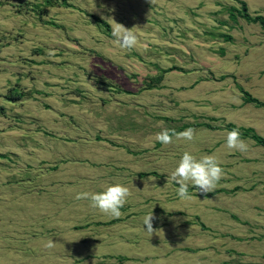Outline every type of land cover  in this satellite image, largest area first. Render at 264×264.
I'll use <instances>...</instances> for the list:
<instances>
[{
	"label": "rangeland",
	"instance_id": "obj_1",
	"mask_svg": "<svg viewBox=\"0 0 264 264\" xmlns=\"http://www.w3.org/2000/svg\"><path fill=\"white\" fill-rule=\"evenodd\" d=\"M240 1L264 16V0H0V264H264V146L241 136L246 152L225 147L228 123L264 136V107L238 88L264 101V29L235 20ZM91 15L135 27L137 45L122 49ZM165 128L195 140L164 145ZM88 144L109 149L105 164ZM185 151L218 159L220 192L189 183L192 199L179 198L170 174ZM128 152L133 163L120 161ZM74 157L87 171L146 175L133 224L113 226L135 230L115 257H83L98 246L89 219L111 221L59 197Z\"/></svg>",
	"mask_w": 264,
	"mask_h": 264
},
{
	"label": "clouds",
	"instance_id": "obj_2",
	"mask_svg": "<svg viewBox=\"0 0 264 264\" xmlns=\"http://www.w3.org/2000/svg\"><path fill=\"white\" fill-rule=\"evenodd\" d=\"M154 2V0H151ZM107 23L112 27V35L116 38L117 43L122 49H131L137 45V35L132 29L126 28L124 25L116 22L112 18L105 17ZM49 55H55L50 52ZM177 140L194 141L195 130L188 128L182 132H176L174 129L165 128L163 131L156 133L155 139L164 145H169L173 142V138ZM225 147L230 151L246 152L248 145L241 139V133L238 129H233L226 134ZM224 170L220 166V162L214 155H204L197 158L188 151L182 154L177 166L170 174V179L179 187L176 189L177 195L181 200H191L189 194V183L198 188L201 193L212 192L218 182L223 178ZM131 195L130 189L119 182L109 185H102V191L99 192H80L77 193L76 199L90 200V206L98 209L101 213L119 218L121 208L127 202V198ZM154 216L152 213L143 218V224L146 226V231L153 234L157 231L153 227ZM55 242L49 240L44 247L53 248Z\"/></svg>",
	"mask_w": 264,
	"mask_h": 264
},
{
	"label": "crops",
	"instance_id": "obj_3",
	"mask_svg": "<svg viewBox=\"0 0 264 264\" xmlns=\"http://www.w3.org/2000/svg\"><path fill=\"white\" fill-rule=\"evenodd\" d=\"M111 147L113 148H119V146H114L110 143H108ZM87 150L89 152H96L95 155H92L94 158L100 159L104 164L107 162L106 158L108 156H111V153H108V148H103L100 146H92L90 147L89 144L87 145ZM126 152V151H125ZM127 153V152H126ZM128 154H130L132 156V158H123L120 161L128 163V162H132L134 161V156L136 154L132 153V152H128ZM74 155V154H73ZM76 157L73 158L72 162L74 163L73 166V171L70 173V175H68L67 173H63L62 175V179L64 180V184L65 186H63L62 191H60L58 194H60L59 197L63 198V199H69L71 201H68L70 205L76 206V202H78L79 204H82V202H80L83 199H76V195L77 193L80 192H99L102 191V185H108V183H113L112 181H116L119 182L121 184H123L124 186H127L130 189L131 195L129 196V198H127V202L124 205V207L121 208V212L125 213L124 216H120L119 218L113 217L111 215H107L108 217L106 219H108V221L111 222H107L105 224H102L101 222H98L99 220H90L87 221L89 223H86L85 226V232L86 234L89 236H92V241L97 243V247L93 250H87L84 253H92V254H85L83 257L84 259H89L90 257L93 258H97L100 257L102 258L104 255L107 256V258H109L108 256H110V258L115 257V255L113 254H108V253H113L115 251H117L116 253H118V246L115 245L114 243L118 241V239L120 238V234L123 238H127V234L130 233L131 235H134L135 230H125L124 232L127 233H120L119 228L113 229V226H117L118 224L121 223V225L125 224L127 226H131L133 223L132 222H128L129 218L131 216H133V214L131 212H129V210H133L134 207L133 205H131L129 202H141L142 201V194L144 195V193H146L145 191H142L141 188H143L145 186V182L142 179L144 176L146 175H142L140 173L142 172H136V174H131V172L127 173L130 175H120L119 170H117V172H93V171H87L86 169H83L81 166L80 160L75 159ZM117 165L119 167H121L123 165V163H119L117 162ZM121 165V166H120ZM94 167V165H93ZM135 172V171H133ZM144 172V171H143ZM35 177H32L31 180H34ZM30 180V182H31ZM29 182V183H30ZM61 183V182H60ZM35 184L34 182H31V185ZM60 185H58L59 187ZM146 187H150V183H146ZM57 188V187H56ZM55 188V189H56ZM53 187H50L49 191L52 190ZM139 189V190H138ZM53 193V192H52ZM64 196H63V195ZM66 197V198H65ZM48 199V197L45 198V200ZM60 199V198H58ZM46 202H48L46 200ZM53 208V207H52ZM54 209V208H53ZM76 209V208H75ZM94 210H98V209H94ZM103 227H106V229H103ZM87 236L82 239V240H86ZM89 243V242H88ZM110 244L107 246V244ZM103 244L106 245V247L103 249ZM112 248L111 250L107 251V249ZM123 256V255H121ZM82 262V261H81ZM103 264V263H101Z\"/></svg>",
	"mask_w": 264,
	"mask_h": 264
},
{
	"label": "trees",
	"instance_id": "obj_4",
	"mask_svg": "<svg viewBox=\"0 0 264 264\" xmlns=\"http://www.w3.org/2000/svg\"><path fill=\"white\" fill-rule=\"evenodd\" d=\"M229 9H233V6H230L228 8V10ZM236 10H237V12L234 13L235 20L237 19V16H240V17L244 18L247 22L258 23L264 29V16L263 15H260V14H256L254 16H251L248 13V11H247V4L244 1H240V7L239 8L236 7ZM91 17L94 19L95 22H97L98 24L103 25L106 28V31L109 33L110 26H109V24L107 22H105L104 20H102L99 17L94 16V15H91ZM227 35L229 36V39H231V35H229V34H227ZM172 69H175V67H170L168 69H163V70L160 71L159 74L150 77L149 78V81L145 83L146 84V88H150L151 86L160 83L161 80H162V78H163V73L164 72H167V71H170ZM238 88H239L240 92L242 93V97H243V102L244 103H252L256 107H258V106L264 107V101H261L257 97L251 95L248 91H245V90H243L240 87H238ZM13 93H14V96L15 97H20L15 90H13ZM206 125H207V127L211 128V129H217V127H214V126H211V125H208V124H206ZM226 127L229 128L230 131L233 130V129H238L239 132L241 133V136L242 137H250L257 144L264 146V136L257 134L256 131L254 130V128H252V127H245V126H236L233 123H228L226 125ZM237 188L238 187L232 188L230 190V192L233 193ZM220 191H221V189H216L213 192L208 193V195H212V194L218 193ZM199 224H200V226L202 228L205 227L204 224L201 221H199ZM117 259L119 261H121L123 259H126V257L119 255L117 257Z\"/></svg>",
	"mask_w": 264,
	"mask_h": 264
}]
</instances>
